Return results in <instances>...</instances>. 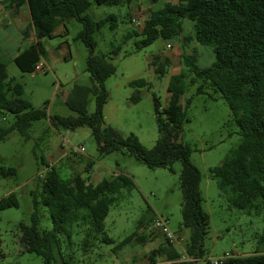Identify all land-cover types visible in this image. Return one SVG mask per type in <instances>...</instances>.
I'll use <instances>...</instances> for the list:
<instances>
[{
    "label": "rangeland",
    "instance_id": "1",
    "mask_svg": "<svg viewBox=\"0 0 264 264\" xmlns=\"http://www.w3.org/2000/svg\"><path fill=\"white\" fill-rule=\"evenodd\" d=\"M179 1L134 0L123 6L98 5L93 1L84 13L93 21L109 15L117 17L116 29H111L108 23L93 35L95 55L107 56L116 67L115 74L104 83L109 94L104 124L116 129L123 138L134 135L144 147L153 148L159 139L154 98H158L164 108L169 100L171 77L183 74L186 90L180 104L187 121L183 125L181 141L191 148V161L201 173L202 207L210 216L204 241L205 254L195 264H208L226 254H264V214H249L232 207L211 173L241 143V136L228 104L210 83L206 84L204 94H197L203 81L189 72L183 56L195 52L199 66L205 68L214 62L213 48L195 41L184 44V36L193 30L188 20L183 22L184 32L179 38L171 41L159 38L148 47L138 46L143 39L144 21L150 12L167 2ZM65 25V28L58 27L51 37L42 39L44 52L41 58L47 60L48 65L34 75L22 72L14 62L26 47L15 39V35L12 41L1 43L7 50L8 56L3 63L7 66L9 80L23 86L21 97L34 109L46 108L47 117L33 123L28 139L15 131L0 143V264H45L42 257L25 251L20 242L19 224L30 225L33 196L40 193V182L48 165L55 167L64 179L82 174L90 183L97 184L124 174L134 183L130 192L119 196L105 219L103 235L113 239L114 243L102 242L103 235H100L91 240L93 245L85 253L81 250L84 228L75 226L70 240L66 235H59L63 253L71 264H150L149 255L156 245L152 242L166 241L158 232L149 231L156 217L168 220L170 230L184 235L186 244L190 239L191 231L182 225L181 162H172L173 171L151 169L125 148L110 154L100 153L88 126L70 130L51 124L50 116H77L65 103L76 86L86 89L87 113L92 114L95 110L96 83L86 70L89 51L77 39L82 24L72 19ZM168 44L172 48H167ZM155 58H158L157 66L152 65ZM161 63L164 67L158 72L156 68ZM140 79L148 85H133ZM13 120L12 114L0 115V122ZM80 148H84V152L76 151ZM41 211L39 228L51 231L49 212L46 208ZM134 232L144 235L146 244L142 246L133 240L115 252V246ZM163 261L160 259L158 263Z\"/></svg>",
    "mask_w": 264,
    "mask_h": 264
},
{
    "label": "trees",
    "instance_id": "2",
    "mask_svg": "<svg viewBox=\"0 0 264 264\" xmlns=\"http://www.w3.org/2000/svg\"><path fill=\"white\" fill-rule=\"evenodd\" d=\"M93 1L98 5L123 6L130 5L134 0H0V7L5 4L16 9L28 6L37 39L36 43L20 51L14 62L22 72L32 73L44 52L43 38L51 37L59 25H65L72 19L82 24L77 39L89 51L86 70L96 83L95 110L92 114L87 113L86 89L76 86L65 103L77 116L54 115L50 116V122L56 128L70 130L88 126L100 153L110 154L125 148L151 169L173 171L172 162L180 161L182 225L191 231V235L185 246L190 260L177 264H195L205 254L204 241L209 231L210 216L202 207L201 173L191 161V148L181 141L183 125L187 121L180 104L186 90L185 77L183 74L171 77L169 100L164 108L158 98H154L159 139L153 148L144 147L134 135L123 138L116 129L105 126L104 108L109 94L104 83L115 74L116 67L107 56L95 55L93 35L108 23L111 29H116L118 23L115 15L99 21L87 17L84 13ZM185 20L192 23L193 30L184 36V44L195 41L199 45L211 46L214 52V62L205 68L199 66L195 52L183 56L189 72L203 81L197 94H204L206 84L210 83L228 104L241 136V143L220 166L211 170L212 176L232 207L246 210L249 214H264V0L167 2L162 8L151 11L144 21L143 39L138 46L148 47L159 38L168 41L179 38L184 32ZM23 35L28 37L27 31ZM157 60L155 58L152 65L157 66ZM163 67L164 63H161L156 70L159 72ZM133 85L145 87L148 83L140 79ZM23 92L21 84L9 80L7 66L0 61V115L14 116L10 123L0 122V143L15 131L28 139L33 123L47 117L46 108L34 109L29 101L21 97ZM190 103L191 99L188 105ZM133 187L131 178L124 174L92 184L82 174L64 179L55 167L48 165L40 182V193L33 196L30 225L19 224L20 242L25 251L42 257L45 264H71L63 253L59 235H66L70 240L75 226L84 228L81 250L87 253L89 246L93 245L91 240L104 234L105 219L111 206L123 192H130ZM42 208L49 212L53 226L51 231L39 228ZM144 237L134 232L117 244L114 250L120 251L133 240L146 244ZM165 240L150 252V264H156L157 259L162 257L167 261L182 257L183 253ZM101 241L114 243L113 239L104 235ZM223 264H264V254H231Z\"/></svg>",
    "mask_w": 264,
    "mask_h": 264
},
{
    "label": "crops",
    "instance_id": "3",
    "mask_svg": "<svg viewBox=\"0 0 264 264\" xmlns=\"http://www.w3.org/2000/svg\"><path fill=\"white\" fill-rule=\"evenodd\" d=\"M12 25H14L13 27L15 29H13ZM61 25H59L58 27L65 28L64 24H61ZM58 27L56 29H58ZM56 29L53 35L56 33ZM24 31H27L28 37H24L23 35ZM13 35H15L14 37L17 41L20 40L22 44L25 45L26 47L37 42L35 31L32 26L29 8L27 5H23L22 7L18 9H16L15 7H9L8 4L2 5L0 7V61L1 62H5L8 56L7 50L3 47L1 43L12 41ZM41 60L45 63V67H46V65H48L47 60L42 59V58ZM177 236L184 240L181 246L177 247V250L180 251L181 249L180 252L184 254L185 253L184 249L186 246L185 236L180 235V234H178ZM152 243L156 244L154 245V247H152V250L158 248L162 244V242H160L159 240H157L156 242H152ZM160 259L165 260L162 257V258L157 259V262Z\"/></svg>",
    "mask_w": 264,
    "mask_h": 264
},
{
    "label": "built area",
    "instance_id": "4",
    "mask_svg": "<svg viewBox=\"0 0 264 264\" xmlns=\"http://www.w3.org/2000/svg\"><path fill=\"white\" fill-rule=\"evenodd\" d=\"M136 24H139L138 21H135ZM167 48H172L171 45L168 44ZM45 63L40 60L35 68L34 71L32 72V75L36 74V73H40L42 71H44L45 69ZM78 153H82L84 152V148H80L79 150H76ZM149 231L150 232H158L160 234H162L167 241L174 247H180L182 242H184V240L180 237H178L177 235H175L169 228V223L168 220H165L163 217H156L153 222L151 223V226L149 227ZM231 256V254H226L225 256L216 259V260H210V264H223L224 261L229 258ZM190 259L188 258V256L186 255V253H184L182 255V257L179 260L176 261H163L160 263H156V264H177L178 262H183V261H189Z\"/></svg>",
    "mask_w": 264,
    "mask_h": 264
}]
</instances>
